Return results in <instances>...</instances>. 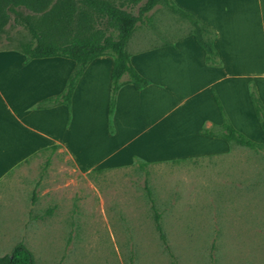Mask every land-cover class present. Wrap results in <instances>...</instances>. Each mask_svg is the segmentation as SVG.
Listing matches in <instances>:
<instances>
[{
  "label": "rangeland",
  "instance_id": "374dc122",
  "mask_svg": "<svg viewBox=\"0 0 264 264\" xmlns=\"http://www.w3.org/2000/svg\"><path fill=\"white\" fill-rule=\"evenodd\" d=\"M194 30L158 2L137 23L129 47ZM21 41L34 37L11 14L0 51ZM3 128L0 121V136ZM230 146L182 160L137 156L149 162L143 168L135 156L91 174L59 148L3 175L0 145V256L24 243L35 264H264V150Z\"/></svg>",
  "mask_w": 264,
  "mask_h": 264
},
{
  "label": "crops",
  "instance_id": "0c3cea01",
  "mask_svg": "<svg viewBox=\"0 0 264 264\" xmlns=\"http://www.w3.org/2000/svg\"><path fill=\"white\" fill-rule=\"evenodd\" d=\"M216 32L220 62L210 64L194 34L130 49L135 68L150 79L138 90L125 84L110 129L114 58H95L80 78L71 108L37 104L62 93L76 62L61 56L34 58L16 48L0 51V136L7 164L3 175L53 145L88 173L96 168L147 160L223 154L225 139L201 133L220 125L218 96L233 125L256 142L264 131L250 85L264 103V0H173Z\"/></svg>",
  "mask_w": 264,
  "mask_h": 264
},
{
  "label": "trees",
  "instance_id": "16d2710c",
  "mask_svg": "<svg viewBox=\"0 0 264 264\" xmlns=\"http://www.w3.org/2000/svg\"><path fill=\"white\" fill-rule=\"evenodd\" d=\"M158 2H164L173 12L192 23L195 30L191 34L196 36L205 49L210 64H218L220 59L215 46L214 29L178 7L173 0H0V36L13 14L34 37V42L21 41L20 47L16 48L26 55V63L34 58L53 56L70 58L76 62L64 91L41 100L37 104L39 108L57 104H65L71 108L74 90L88 65L99 56L112 55L114 64L109 115L110 129L113 132L117 96L122 86L133 84L136 89L141 90L150 84V79L132 64L128 44L137 23ZM139 4V12L136 14L134 8ZM250 96L264 131V103L254 83L250 85ZM216 97L223 122L220 125L202 127L201 133L225 139L231 145L264 150V142L254 141L233 125L220 98ZM60 147L57 144L41 151H56ZM135 163L141 168L149 164L137 156ZM102 170L104 168L93 169L88 174ZM155 221L161 237L166 241L157 210ZM0 264H35V260L33 252L24 243H18L10 253L0 256Z\"/></svg>",
  "mask_w": 264,
  "mask_h": 264
}]
</instances>
